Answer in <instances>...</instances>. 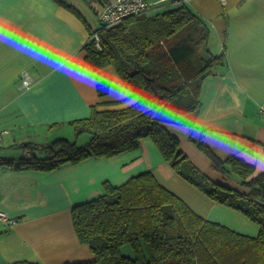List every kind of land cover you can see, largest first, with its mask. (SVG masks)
I'll use <instances>...</instances> for the list:
<instances>
[{"label": "crops", "instance_id": "1", "mask_svg": "<svg viewBox=\"0 0 264 264\" xmlns=\"http://www.w3.org/2000/svg\"><path fill=\"white\" fill-rule=\"evenodd\" d=\"M112 1L0 0V132H7L0 151L5 141L14 150H21L15 147L19 144H47L53 132L56 137L74 129L71 123L89 118L93 108L120 110L137 102L113 67L95 72L86 63L90 31L99 28V15ZM146 1L156 10L172 4ZM187 4L210 28L207 49L224 53L226 59L203 82L202 107L193 127L203 132L205 143L220 158L240 157L255 166L256 175L264 173V118L259 114L264 104V0ZM25 73L32 79L29 88L21 87ZM99 85H107L110 93L100 96ZM168 127L196 167L218 183L226 180L188 139L191 127ZM17 155L11 158L25 153ZM146 171L199 216L258 236V225L186 182L153 140L145 139L133 153L90 158L51 172L0 165V213L7 219L0 218V264L93 260L90 248L77 237L73 208L103 195L106 182L119 186ZM234 185L247 192L240 183Z\"/></svg>", "mask_w": 264, "mask_h": 264}, {"label": "trees", "instance_id": "2", "mask_svg": "<svg viewBox=\"0 0 264 264\" xmlns=\"http://www.w3.org/2000/svg\"><path fill=\"white\" fill-rule=\"evenodd\" d=\"M177 5L90 31V36L98 33L101 46L91 39L85 45L88 67L95 72L113 67L135 104L120 110L93 108L89 118L72 122L77 136L90 135L85 146L65 138L19 144L15 147L25 155L0 158V165L51 172L90 158L133 153L143 140L152 139L179 176L210 200L244 214L260 232L247 236L199 216L146 171L119 186L106 182L103 195L73 208L77 237L94 259L68 264H264V173L256 175L255 166L240 157L220 158L205 143L203 132L192 126L188 139L217 172L236 175L247 192L213 181L188 161L179 137L168 127L172 124L155 118L162 108L175 116L200 111L203 82L226 62L224 53L202 52L210 39L207 22L187 3ZM97 92L106 96L110 89L99 85ZM126 245L133 256L122 253Z\"/></svg>", "mask_w": 264, "mask_h": 264}, {"label": "built area", "instance_id": "3", "mask_svg": "<svg viewBox=\"0 0 264 264\" xmlns=\"http://www.w3.org/2000/svg\"><path fill=\"white\" fill-rule=\"evenodd\" d=\"M191 0H160V3H172L179 4L182 2L189 3ZM154 4L146 0H114L111 3L107 4L101 14L99 15V27L110 28L115 25L120 24L123 20L132 15H137L141 13L149 12L153 9ZM90 39L93 40L97 46L100 48L101 43L99 35L96 32L94 35L90 36ZM32 84V79L28 73H25L22 78V88H29ZM259 114L264 118V104L261 105ZM6 131L0 132V144L3 142L4 135ZM0 218L7 220L3 213H0ZM11 225L17 223V221H10Z\"/></svg>", "mask_w": 264, "mask_h": 264}, {"label": "rangeland", "instance_id": "4", "mask_svg": "<svg viewBox=\"0 0 264 264\" xmlns=\"http://www.w3.org/2000/svg\"><path fill=\"white\" fill-rule=\"evenodd\" d=\"M178 5L177 4H168V5H166V6H162V7H157V10L156 11H154L153 13H155V12H165V11H167V10H170V9H174V8H176ZM208 47V45L205 47V48H202V52L203 53H205V49ZM210 49V48H209ZM53 134H54V136H53V138H52V136H51V138L55 141V140H57V139H61V138H65V139H68V140H70V141H74V142H76L77 144H78V146H85V145H87V143L89 142V140H90V135L89 134H82V135H80V137H76L75 136V133H74V129L73 128H71L70 130L68 129V130H66L65 131V134H63L62 136L60 135V136H56L55 137V134H58V133H56V132H53ZM44 137H48V136H44ZM52 139H51V141H49L47 144H49V143H51L52 142ZM4 146V147H3ZM3 148L4 149H2L1 151H0V156H5V157H18L19 155H17V154H19L20 152H22V150H19V149H17V150H14V149H11L10 148V146L9 145H7V141H5V143L3 144ZM181 149V148H180ZM185 154V153H184ZM186 155V154H185ZM187 157V156H186ZM187 159H188V161L189 162H191L190 161V159L187 157ZM192 163V162H191ZM193 164V163H192ZM195 165V164H194ZM213 167V166H212ZM205 175H207L208 177H209V175L208 174H206V173H204ZM181 177V176H180ZM227 178H226V180L225 181H223V182H221L222 184H224L225 186H228V187H236V185H234V184H239L240 183V185H241V182H240V179L236 176V175H234V174H232V175H227L226 176ZM210 178V177H209ZM186 181V180H185ZM214 181V180H213ZM187 182V181H186ZM216 182V181H215ZM234 183V184H233ZM236 189H238V188H236ZM231 223H232V221H231ZM225 225V224H224ZM227 226V225H226ZM229 227V226H228ZM122 253L123 254H125V255H129V256H133V252H132V249H131V247L129 246V245H126V246H124L123 247V249H122Z\"/></svg>", "mask_w": 264, "mask_h": 264}, {"label": "water", "instance_id": "5", "mask_svg": "<svg viewBox=\"0 0 264 264\" xmlns=\"http://www.w3.org/2000/svg\"><path fill=\"white\" fill-rule=\"evenodd\" d=\"M198 113L199 111L187 116H175L167 109L162 108L156 113L155 118L160 122L190 128L194 126Z\"/></svg>", "mask_w": 264, "mask_h": 264}]
</instances>
